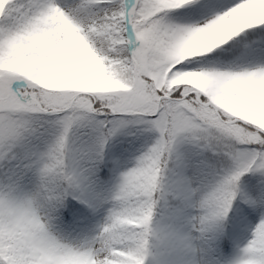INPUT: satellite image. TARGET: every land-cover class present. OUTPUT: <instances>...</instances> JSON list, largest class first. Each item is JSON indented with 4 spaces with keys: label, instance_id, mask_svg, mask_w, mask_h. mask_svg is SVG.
<instances>
[{
    "label": "snow or ice",
    "instance_id": "1",
    "mask_svg": "<svg viewBox=\"0 0 264 264\" xmlns=\"http://www.w3.org/2000/svg\"><path fill=\"white\" fill-rule=\"evenodd\" d=\"M0 264H264V0H0Z\"/></svg>",
    "mask_w": 264,
    "mask_h": 264
}]
</instances>
